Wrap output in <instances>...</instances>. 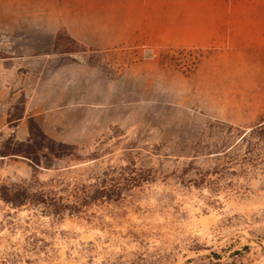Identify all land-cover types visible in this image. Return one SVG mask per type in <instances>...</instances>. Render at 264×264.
Listing matches in <instances>:
<instances>
[{
    "label": "rangeland",
    "instance_id": "rangeland-1",
    "mask_svg": "<svg viewBox=\"0 0 264 264\" xmlns=\"http://www.w3.org/2000/svg\"><path fill=\"white\" fill-rule=\"evenodd\" d=\"M88 1L113 45L46 52L0 0V264H264V144L211 128L264 120V0Z\"/></svg>",
    "mask_w": 264,
    "mask_h": 264
},
{
    "label": "crops",
    "instance_id": "crops-1",
    "mask_svg": "<svg viewBox=\"0 0 264 264\" xmlns=\"http://www.w3.org/2000/svg\"><path fill=\"white\" fill-rule=\"evenodd\" d=\"M88 0H77V3L80 4L82 2L83 9L80 7L78 11L81 10V14H78V22L81 24L80 29L75 28L72 23L69 22L67 16L69 10L67 8L68 0H34V7H41L44 10V15H38L33 17V19L37 22L40 20L44 23H50L49 26L46 28L44 32H46L47 43L44 45L42 50L46 52H51L54 46L56 36L61 29H65L68 34L73 37L75 40L83 43L88 47H108L113 45L112 42H101L99 38L101 27L93 25L94 20L87 18L89 14H86L88 8H95V7H88L91 6V3L86 2ZM92 1V0H91ZM95 2H104L109 7L115 8L117 5V0H93ZM125 1L130 5H133L135 2H142L143 0H122ZM157 1V0H156ZM101 3L97 4L100 6ZM157 7L159 6L156 2ZM96 6V5H95ZM154 19L152 21H162L163 14L159 13L156 10V14L154 15ZM106 21V20H105ZM146 21L148 19L146 18ZM107 22H116V19H108ZM138 22H143L142 19H139Z\"/></svg>",
    "mask_w": 264,
    "mask_h": 264
},
{
    "label": "trees",
    "instance_id": "trees-1",
    "mask_svg": "<svg viewBox=\"0 0 264 264\" xmlns=\"http://www.w3.org/2000/svg\"><path fill=\"white\" fill-rule=\"evenodd\" d=\"M64 40H67L69 41V43H72L74 45H77L80 49H82V45L77 41L75 40L73 37H71L65 30H61L58 32L57 36H56V40H55V43H54V49H57L60 45H61V42L64 41ZM67 49H70V48H67ZM82 50H73V49H70V50H66L67 53H71V52H81ZM185 49L182 48V49H178V48H170L166 51H163L162 55L164 57H167V56H173L172 53H175V52H184ZM195 61H198V59H195ZM198 62L195 64L193 63L192 67L191 68H194L197 66ZM212 129H216V128H219V129H222L224 131H226V134H233L234 132H237L238 136H239V142L240 144H243V143H246L248 145L251 146V149H253L254 147H257L258 145H261V144H264V120L260 121L257 125L251 127V128H248V129H241V128H234L233 126H228V125H225V124H218V125H212L211 126ZM34 130H38L40 132V128L34 123V122H31V126H30V132H31V136L34 135ZM44 137V135H43ZM226 138H223V141L222 142H226L225 140ZM33 140V138H30V140L28 141V143H30L31 141ZM28 143H19L18 144V147L17 148H8L6 151H3L1 152L2 156H10V155H20L22 153L28 155L26 157H30L32 155V149H29V150H23V147L24 146H28L29 147V144ZM59 146L61 147H64L65 145L64 144H58ZM208 146L203 144L202 145V151L204 149H207ZM51 153L56 157V158H59L60 157V153L59 152H55V150H51ZM226 157L230 158V156L226 155ZM31 159V158H30ZM36 163V162H34ZM38 165V163H36ZM201 181H205V175L203 176V178H201ZM194 183H197V180L193 181Z\"/></svg>",
    "mask_w": 264,
    "mask_h": 264
}]
</instances>
